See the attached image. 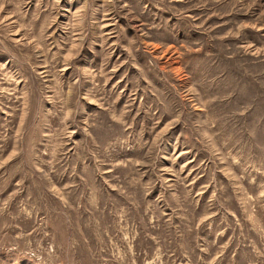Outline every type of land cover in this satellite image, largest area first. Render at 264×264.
Listing matches in <instances>:
<instances>
[{"label": "rangeland", "instance_id": "374dc122", "mask_svg": "<svg viewBox=\"0 0 264 264\" xmlns=\"http://www.w3.org/2000/svg\"><path fill=\"white\" fill-rule=\"evenodd\" d=\"M0 264H264V0H0Z\"/></svg>", "mask_w": 264, "mask_h": 264}]
</instances>
